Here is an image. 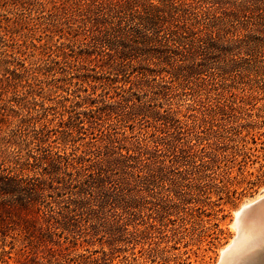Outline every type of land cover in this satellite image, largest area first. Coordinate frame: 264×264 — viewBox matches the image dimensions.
Returning <instances> with one entry per match:
<instances>
[{
    "label": "rangeland",
    "instance_id": "374dc122",
    "mask_svg": "<svg viewBox=\"0 0 264 264\" xmlns=\"http://www.w3.org/2000/svg\"><path fill=\"white\" fill-rule=\"evenodd\" d=\"M109 1L0 0V144L38 157L0 264H220L264 197V0H162L127 49Z\"/></svg>",
    "mask_w": 264,
    "mask_h": 264
},
{
    "label": "trees",
    "instance_id": "16d2710c",
    "mask_svg": "<svg viewBox=\"0 0 264 264\" xmlns=\"http://www.w3.org/2000/svg\"><path fill=\"white\" fill-rule=\"evenodd\" d=\"M155 0H139L136 2L141 6V11H134L132 0H116L109 1L106 6L103 4L98 7L97 15L104 16L106 10L109 16L117 20L116 24L111 21L109 24L110 28L105 31L104 38L102 43L108 46H115L116 48L121 45L123 48L131 47L130 42L134 41L136 38L134 31H139L142 35L141 39L137 42L143 47H147L155 41L157 38L162 37V0L158 1V4H154ZM137 13V14H136ZM171 14V13H170ZM138 30H133L136 26ZM185 29V28H184ZM148 31V32H147ZM151 35H148V33ZM178 32L176 30H170L169 34L171 36L176 35ZM167 38V37H164ZM179 38H177L178 41ZM168 40V39H166ZM175 44V39H171ZM129 44V45H128ZM166 46H168L166 44ZM125 60H122L121 63ZM87 70V69H86ZM88 72L84 73V76H89ZM79 103L76 102L74 106H78ZM47 127L46 124L43 127H37L35 138L37 140L41 139V136L44 133V129ZM34 142L30 141L27 143L29 147ZM4 148L0 144V197L9 196L11 200L19 202L20 205H29L32 204L30 201L18 197L19 191L22 189L29 188V185L34 180V177L29 176V170L31 167L30 158L37 159L35 155L31 154V150L27 152V156L24 159V156L21 155V150H17L14 153L5 154ZM41 160V158H39ZM37 209H40L37 207Z\"/></svg>",
    "mask_w": 264,
    "mask_h": 264
},
{
    "label": "bare ground",
    "instance_id": "6f19581e",
    "mask_svg": "<svg viewBox=\"0 0 264 264\" xmlns=\"http://www.w3.org/2000/svg\"><path fill=\"white\" fill-rule=\"evenodd\" d=\"M260 201L261 204L256 205ZM246 204L236 211L237 220L233 225L238 235L222 251L220 264H264V197ZM251 206L254 207L241 216V212Z\"/></svg>",
    "mask_w": 264,
    "mask_h": 264
},
{
    "label": "water",
    "instance_id": "95a60500",
    "mask_svg": "<svg viewBox=\"0 0 264 264\" xmlns=\"http://www.w3.org/2000/svg\"><path fill=\"white\" fill-rule=\"evenodd\" d=\"M261 202H262V201H260V202L257 203L256 205L261 204ZM256 205H254V206H256ZM254 206H251V207H248V208L244 209V210L241 212V216H242L243 214H245L246 212H249L250 209L253 208Z\"/></svg>",
    "mask_w": 264,
    "mask_h": 264
}]
</instances>
